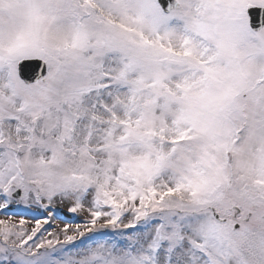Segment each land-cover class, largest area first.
Segmentation results:
<instances>
[{"label": "snow or ice", "instance_id": "snow-or-ice-1", "mask_svg": "<svg viewBox=\"0 0 264 264\" xmlns=\"http://www.w3.org/2000/svg\"><path fill=\"white\" fill-rule=\"evenodd\" d=\"M0 264H264V0H0Z\"/></svg>", "mask_w": 264, "mask_h": 264}]
</instances>
